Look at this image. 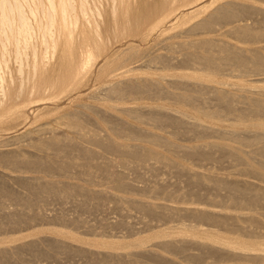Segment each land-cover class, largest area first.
<instances>
[{"label": "bare ground", "instance_id": "obj_1", "mask_svg": "<svg viewBox=\"0 0 264 264\" xmlns=\"http://www.w3.org/2000/svg\"><path fill=\"white\" fill-rule=\"evenodd\" d=\"M198 1L200 0H0V134L26 122L28 110L33 104L39 110L45 101L56 98L62 100L64 97L82 93L88 87L90 78L93 77L97 62L103 59L105 62L95 74L98 79L109 78L107 79L109 81L105 85L103 84V88L100 86L101 91L97 92L99 96H96V99L103 107L101 111H106L109 121L114 125L115 138L104 137L95 127L90 126V122L82 115L81 111H99V109L89 104L82 105V109L75 110L76 113L70 112L61 119L57 118V124L63 125L64 128L66 126L71 132L74 131L78 134L77 136L84 139V142L85 140L91 141L118 155L135 156L140 160L155 159L159 164L174 169L182 177L185 176L189 185L187 187L191 186L192 192L177 194L176 190L168 189V184L152 188V191L156 193H164L167 196V201L179 199L180 202L176 201L179 203L178 205L135 198L130 189L138 187L127 182L122 172L112 169L110 166L112 161L95 162L99 155L97 151L78 144L77 141L73 143V138L67 137L63 132L58 133L48 124L38 126L36 131L37 133L42 132V136L43 133H50V136H40L37 139L33 137L34 140L25 145L46 154L33 152L20 144V147L17 145V148L5 149L9 144L4 143L0 144L1 147H5L0 149L1 165L5 163L16 169L22 166V168L31 170V168L38 167L49 169L51 162L53 166L56 164L54 162H58L59 166L57 165L56 169L58 168L59 171L64 169L67 171L69 167L86 170V174L89 175L86 179L87 183H92L90 177L93 173H98V176L105 174L111 178L109 180L112 181L115 191L117 189V191L130 193L129 199L133 206L148 215L153 220H151L152 222L154 220L159 222L160 219L185 220L184 218L196 221L194 224H187V221L185 223L183 221V223L155 231L147 238L134 241L88 239L67 229L47 228L55 236L52 239L51 237L42 239L47 242L46 251L39 250V242L36 240L11 247L7 244L15 242L17 239L14 236H0V258L8 259L10 256L19 255L23 249L29 248L44 255L51 251L55 253L61 251L86 253L99 264L109 262L112 264H151L146 261V263L142 262L144 260L141 261V257L138 259L136 256L140 253L153 259H163L165 260L164 264H182L183 262L177 260H168L169 257L161 254L155 248L175 253H186L189 245H192L199 250L198 253L190 255V258L191 261L198 263L205 257L219 256L223 261L214 260V262H206V264H264V226L262 224L263 229L259 227L263 222L260 213L264 211V184H262L264 183V159H262L264 158V89L248 90L239 85V91L242 93L238 94L223 87V83L216 79L218 73L223 74L225 70L226 72L231 70L232 72L236 71L242 77L241 79L247 76L264 81V10L253 9L250 5L245 6L232 2L230 4V1L228 6L221 7L219 5L220 7L208 14V17L190 26L188 31L195 37L190 42L180 43L179 49L181 48L182 56L178 59L175 58L176 56L173 58L166 54L152 56L153 51L150 52L148 47L140 48L134 43L136 40L134 38L147 42L155 32L162 31L164 33L167 22H172V26L175 27L179 22L176 19L178 7L188 6ZM200 12H203L202 8H197L185 16L192 17L193 14ZM240 12L250 15L259 12L260 19L257 15L259 19L256 21L257 24L250 23L245 18L238 17ZM219 26L225 27L221 35L226 34L238 42L226 39L225 35L222 37L215 34L217 30L221 29ZM175 35L177 36V34ZM40 44L44 47L42 51L38 50ZM123 46L126 48L123 49ZM10 57H14L15 64L17 63L15 69L9 66L8 58ZM173 59L179 60L180 65L199 67L205 72L183 71L180 73L175 71L177 73H173L174 79L167 80L168 74L158 72V69L151 66L155 62L161 63L165 65L164 68H167L171 66V62L173 63ZM170 87L179 89V91L168 89ZM158 93L170 95L176 100L177 107L172 109L175 112H170L172 110L165 103L149 107L147 113L143 112L144 110L141 111L140 107L120 106V103L123 104L122 101L130 96L136 99L142 94L158 95ZM100 94L106 96L103 95V97ZM204 95H210L214 101L219 100L220 103L217 104L222 103L224 110H214L211 106L209 108L208 104H202L203 106L195 104L196 106H193L192 109L190 106L186 107L192 102L197 103L195 100L199 97L202 101ZM210 96L209 98H211ZM197 104L201 105V103ZM217 104L215 105L219 106ZM216 106L215 109H217ZM51 111L48 110L49 113ZM113 111L124 112L141 123L148 121L155 125H161L169 122L185 132L204 130L230 133L245 142L251 139L245 133L254 134L255 141L252 140V144L255 148L252 147L251 153L255 152L254 155L260 156V158L254 160L248 151V153L244 152L241 148L223 140L205 141L199 147H183L184 153L200 157L206 156V159L207 156L210 157L213 149H217L231 155L234 159L242 160L244 165L239 168L238 172L240 175L245 174L246 176H237V173L234 175L231 172L224 175H216L212 172L200 173L153 147L147 145L137 147L125 143L126 140L125 142L121 141L119 138L123 134H126V138L129 140L136 141L142 140V137L149 134L145 133L143 129L125 124L112 113ZM226 116L235 120L229 123L227 128L242 129L246 136L216 128L215 126L223 122ZM232 119L230 120L233 121ZM31 133L28 130V132L14 136L13 140H19L22 137L29 138ZM149 137L150 140L148 139L147 142L150 144L163 142L160 140V136L151 134ZM165 143L168 145L169 142L164 141ZM169 146L167 147L169 148ZM73 150L76 152V156L73 155ZM247 178H254L259 182L250 181ZM39 179L41 180V178ZM18 180L27 186L35 185L34 189L37 190L38 196L40 193L41 195L42 193L46 195L63 193L65 196L81 193L84 197L90 194H92L91 197L94 195L98 197L105 193L103 190L97 191L68 182L62 184L60 181L61 184L57 182L58 185L49 181L35 184L34 181L32 184L30 183L32 178L30 181L27 180V177L18 178ZM0 185L3 186L2 181ZM204 187L211 188L218 194H215L216 192L214 196L211 193L202 194ZM2 190V194L9 198H25L22 193L23 198L19 195L20 193H16L11 188ZM189 195H194L197 199L191 202ZM240 209L248 210L246 212ZM16 213H6L5 215L14 224L24 222V216ZM2 223L0 221V227L3 226ZM150 241H155L151 248L147 247ZM7 263L8 261L5 260L4 264Z\"/></svg>", "mask_w": 264, "mask_h": 264}, {"label": "rangeland", "instance_id": "obj_2", "mask_svg": "<svg viewBox=\"0 0 264 264\" xmlns=\"http://www.w3.org/2000/svg\"><path fill=\"white\" fill-rule=\"evenodd\" d=\"M138 1H140V0H138ZM146 1H148V0H146ZM229 1H230V4L232 2L233 4H243L245 6L250 5V7H252L253 9L257 10L259 8L260 9L259 11H261V9L264 10V1H262V0H200L198 2L190 4L188 6L178 7V9L176 10L178 12L176 19H178L177 21H179V22L175 27L172 26V22H169V23L167 22L166 27L164 28L166 31L164 33H162V31L155 32L153 35L150 36V38L147 42H142L141 40H139V38H134V39H136L134 43L136 45H139L140 48L148 47L150 49V52L153 51L152 56H155L156 54L157 55H160V54L165 55L166 54V56L170 55V57L172 56L173 58L176 56L175 57L176 59L181 58L182 51H181V48L179 49V47H181V44L186 43L187 41L190 42L195 37V36L193 37V35H191L190 32L188 31L190 26H192L195 22L200 21V20L208 17V14H210L213 10H216L220 6L221 7L222 6H228ZM226 3H227V5H226ZM191 7H193V8H191ZM197 8H202L203 12H200V13L195 14V15L193 14L192 17H186L185 16L186 14H189L190 12H192L194 9H197ZM204 8H205V10H204ZM257 13L258 14L250 15V14H247L245 12H240L238 17L241 19L245 18L246 21H249L250 23H254V24L256 23L257 24L256 21H258L260 19V14H259V12H257ZM257 15H258L259 19H258ZM176 19H175V21H176ZM219 27L221 28V26H219ZM222 28L220 30H217V32H215V34L221 35L223 30H225V27H222ZM174 33L177 34V36ZM181 33H182V35H181ZM188 33H189V35H188ZM162 34H163V36H162ZM223 35H225V38L229 39L230 41L238 42L236 39H234V38L232 39L228 35L226 36V34H223ZM223 35H221V36L224 37ZM199 36H202V35H199ZM227 37H229V38H227ZM165 38H167V39H165ZM174 43H177V44H174ZM178 44H180V45H178ZM172 45H173V47H172ZM174 46H175V48H174ZM39 47H40V49H39ZM39 47H38L39 51H42L44 49V47L41 44L39 45ZM122 48L125 49L126 46H123ZM177 49H179V50H177ZM171 50H172V52H171ZM174 51H176V52H174ZM8 59H9V66L12 69H15L17 67V63L15 64L14 57H10ZM178 61L173 59V63L171 62L170 63L171 66H169L167 68L166 67L164 68L165 65H163L161 63H155V62H154L155 64L153 63L151 66L154 69H158V72H161V73L164 72V73L168 74L166 76L167 80L171 79V78L174 79L173 73H177V72H180V73H182L183 71L184 72H196V73L205 72V71H203L204 69H201L199 67L194 66V68H193V66L191 67V65H180L178 63ZM104 62H105V60H103V59H100L97 62L96 67L94 69L93 77L90 78V83H89L88 87L86 89H84L82 93L73 94L71 96L64 97L62 100L56 98L53 100L45 101V103L41 102L44 104H41L42 106H40L39 110H37L35 108L37 106L33 104V106L31 108H29V110H28V114H27L28 118H27L26 122H23V123H21L22 125L20 124L19 126L13 128V129L7 130L5 132H2L0 134V142L2 141L0 144H2V145L4 143L9 144L6 148L3 146L1 147V145H0V149L1 148L11 149V148H17V145H18V147L24 145L23 147H26L33 152H38L35 149H33L29 146L27 147L25 145H28L29 143H31L30 141L34 140V138L37 139V137L40 138V136L41 137H43V136L47 137V135L50 136V133H43L44 135L42 136V134H41L42 132L41 133L38 132V133H40L38 135V133L36 131L37 130L36 128H38V126H41L42 124H48V126H51L53 128V130H57L58 133L63 132V134L65 133L67 137H69L71 139L73 138V141H72L73 143H76L75 141H77V142H79L78 144H81V145L88 147V148H92L93 150L97 151L99 153V155L95 159V162L100 161V160L102 162L103 161L104 162L112 161L113 163H110L111 168L118 171V172H122V174L124 175L125 180L127 182H129L133 186L138 187V188L134 187L135 189H133V188L130 189L132 191V194H134L135 198L137 197V198L147 199L150 201H159L161 203H167L169 205H173V204L178 205L179 204L178 202H180L179 199L174 200V201H171V200L167 201L166 200L167 196L164 193H156V192L152 191V188L154 186H159L162 184L163 185L168 184L167 185V187L169 186L168 189H172L174 191L176 190L177 194L179 192L180 193H184V192L190 193V192H192L191 191L192 188H191V186H190V188L187 187L189 185L186 181L185 176L182 177V175L177 174L174 169H172L170 167H166L165 165H163L161 163L159 164V162L156 161L155 159L150 158L147 160H140V158H138V157L135 158V156L118 155L116 153L105 150L104 148L94 144L91 141L87 142V140H85V142H84V139L77 136L78 134L74 133V131L71 132L70 129L67 128L66 126L64 128L63 125L60 126L57 124V118L61 119V117H63L65 114H68L70 112L76 113L75 110L82 109V107H83L82 105H84V104L88 105L89 104V105H93V106L97 107V109H99V111H90V110L81 111V112H83L82 115L85 118H87V120L90 122V126L95 127L99 132H101L102 135H104V137H107V138L110 137V139L115 138L116 135L114 134L115 132L113 130L114 125H113V123H111L109 121L110 119H109L108 114H106V111L105 112L101 111L103 109V107L99 104L98 100L96 99V96H99L98 93H100L101 88H103V86L107 83V81H109V80H107L109 78H104V79L100 80L97 78V74H95L98 72V69L101 67V65ZM6 70H8V69H6ZM175 71H177V72H175ZM229 71L226 72V70H225V72L223 71L224 72L223 74L218 73L216 76V79L223 83L222 84L223 87H226V88H228V89H230V90H232L238 94H240V92H241V91H239V85H241L243 88L248 89V90L249 89L250 90L264 89V81L258 80V78H255V77L253 78V77H247V76H245L244 79H241L242 77H240L238 75V73H236V71H234V72H232L231 70H229ZM235 74L238 76H236ZM171 75H172V77H171ZM245 80H247V81H245ZM243 82L245 84H242ZM226 84H228L229 86ZM100 86H101V88H100ZM232 87L236 88V89L238 88V89L234 90ZM99 88H100V90H99ZM168 89L171 90L172 88L170 87ZM172 90L173 91H176V90L179 91V89H174V88ZM92 95H93V97H92ZM100 95L106 96L105 94H100ZM169 96L170 95H167L164 93H162V94L158 93V95L157 94L156 95L142 94V95H139L138 97H136V99L134 97L132 98L130 96V97H128V99L126 98L125 100H123L122 101L123 104L120 103V106L122 105L121 107H136V108L140 107L139 109L141 111L144 110L143 112H146V113H147L149 107L151 108L152 106H158L161 103H165L170 110L176 109V107H177L176 106L177 105L176 100L172 96H170V97ZM209 96L210 95L202 96V101L200 100L201 97H199V99L195 100V101H197V103H201V105L197 104L196 102L195 103L192 102L191 104L186 105V107L189 108V106H190V109H192V107L196 106V105L203 106V105L208 104L207 106H209V108L211 106L212 109L214 108V110H222V109L224 110V105L222 103L217 104V103H220L219 100L216 99L217 100V102H216V100L214 101L213 97L210 96L211 98H209ZM203 97H205L206 100H205V98L203 99ZM207 98H208V100L211 99L213 102L211 100L208 101ZM205 102H206V104H205ZM215 104H217L219 106H216ZM79 105H81V106H79ZM215 106L217 109H215ZM236 106H238V104H236ZM218 107H219V109H218ZM239 108H240V106L238 107V109ZM42 110H46V111H42ZM48 110H52L50 112L51 114L48 112ZM170 112H175V111L172 110ZM78 113H80V112L78 111ZM95 113H97V114H95ZM112 113H114V115L117 116L125 124H128L130 126H134V127L139 128L141 130L143 129V131L145 133L149 134V135L142 137L143 138L142 140H144V141H142V140H138V141L129 140L128 138H126V134H123L122 136H120V138L118 137L121 141L123 140L125 142V140H126L125 143H128L130 145H136L137 147L139 145H141V147L146 146V145L148 147H153L162 153L169 154L177 162L186 164L189 167H191L193 170L198 171L200 173L201 172L202 173H207V172L211 173L212 172L216 175H224V174L231 172V173H234V175L237 173L236 175L239 176L240 174H239L238 170L240 167H242L244 165V163L242 160L234 159V157H232L231 155H228V154L221 152L217 149H213L211 155H209L210 157L207 156V159H206V156L200 157L199 155L196 156V155H191V154L189 155V153H184V151L182 149L183 147H185V146H198L199 147V146H202L205 141L223 140V141H226L228 143L230 142L232 145L234 144V146L241 148L242 150H244V152L248 151L249 154L251 153L252 147H253V149L255 148L254 145L252 144V142L255 141V139H254L255 135L254 134L253 135L247 134L242 129L231 130V128H227L229 123L235 121L232 118H230V116L229 117L226 116V118L224 117L225 120L223 122H220L219 124H217V126H215V127L218 129H221V130H228V131H232L234 133H239L243 136L249 135L251 137L250 141H248V142L242 141L241 139H239V137L234 136L230 133L228 134V133L204 131V130H201V131L197 130V132H196V130H193V131H195L194 133H193V131L185 132V131H182L181 129H178L179 127H177L176 125L171 124V123L169 124V122L161 124V125H155V124H152L151 122H148V121L141 123L137 119H134L133 117L127 115L124 112L113 111ZM99 114H101L100 115V116H102L101 118H100ZM104 117L107 118L106 119L107 121L104 120L105 119ZM229 118L232 119L233 121H231ZM59 119H58V121H59ZM55 120H56V122H55ZM174 126H175V128H174ZM28 130L32 132L30 134L31 136L28 135L29 138L28 137H22V139H19V140L14 139L13 140L14 136L20 135L21 133L23 134L25 132H28ZM179 130H181V131H179ZM151 134L158 136V137L160 136V140L163 142H157V144H150L149 142H147V140L150 138L149 136ZM145 137H146V139H144ZM252 137H253V139H252ZM80 139H82V140L80 141ZM240 140H241V142H240ZM164 141L170 143V144L168 143V145H170L169 146L170 149L167 147L168 145H166V143L164 144ZM13 142H14V144H13ZM19 144H20V146H19ZM172 145H173V148H172ZM174 148H176V149H174ZM75 151L77 152V150H75ZM75 151L73 153V155L75 154L74 156H76ZM38 153H40V152H38ZM40 154H46V153L41 152ZM254 154H256V153L254 152L252 154V156L254 157L253 158L254 160L257 158L258 159L260 158V156L257 157ZM73 155L71 153V156H73ZM50 157H53V156H50ZM262 159H264V158H262ZM54 163H56V164H54V166H53L52 162H51V164L49 166L51 168H49V169H47L45 167H42V168L38 167L36 169L31 168V170L30 169L28 170L24 167L22 168V166L20 168L16 169L11 165H8L5 163H2V165H1V163H0V179H1L2 184H3V186L0 185V189L2 190L5 188H9V189L11 188V190L16 191V193H20L19 195H21V193H22V195L25 197V198H23V196L21 195L23 199H14V197L12 199V198H9L8 196H4V194H2L3 190L2 191L0 190V194L2 195V196L0 195V219H1L0 221L3 222L2 223L3 226L0 227V236H6V235L7 236H14L17 239V241H15V242L8 243L7 244L8 246L14 247L16 245H20L21 243H28L29 241L31 242V241L36 240L37 242H39L38 243L39 244L38 245L39 250L40 251L41 250L46 251V249L48 248L47 242L45 240H42V239H45L48 237H51V239H52L53 236H55L52 233H50L49 230H47V228H53V227L54 228L59 227V228L70 230V231L76 233L77 235H79L83 238H88V239L134 241L137 239L147 238L148 236L152 235V233L155 231H158L160 229H163V228H166L169 226H173V225L183 223V221H184V223L187 221V224H191V223L194 224L196 222V221L190 220L189 218H184L185 220L182 219V220H178V221L174 220V219H171V220L170 219H160L159 222H158V220H154V222H152L153 220L148 215H146L144 212L138 210L137 208H135L133 206V204L131 203V200L129 199L130 193L128 194L126 191L124 193V191H119V190H118L119 191L118 192L117 189L115 191V189L113 188L112 181L109 180L111 178L108 177L107 175L99 174V176H98V173H93V175L90 177L92 183H87L86 179L89 177V175L86 174L87 172H85L86 170H84L83 168L81 169L82 171L80 169L78 170L79 167L78 168L73 167V169H71L72 167H69V169L67 168V171H66V169H64L65 171L64 170L59 171L58 168L56 169V167L59 166V163L58 162H54ZM3 165H4V167H3ZM16 176H18V177H16ZM240 176H246V175L241 174ZM22 177H24V178L27 177V180H29V181H30V178H32V180H31L32 182L30 181V183H32V184H34V181H35V184H37L39 182L43 183V182H48V181L49 182H55L56 184H58V183L61 184L60 183V181H61L62 184H63V182L64 183L68 182L69 184L82 185V186H85L89 189H94L97 191L103 190V191H105V193L100 194L98 197L96 195L91 197L90 195H92V194H90L88 196L85 195L86 197H84V195L81 193L72 194L70 196H69V194H68V196L67 195L65 196V194L63 195V193L62 194L60 193V195H57L56 193H51L49 195L42 193V195H41V193H40L38 196V193H36L37 190L34 189V188H36L35 185L27 186V185H24V182H22L21 180H18V178H22ZM37 177H38V179H37ZM39 178H41V180ZM247 179L250 181L259 182L258 180L254 179V178H247ZM16 180H18V181H16ZM262 184H264V183H262ZM130 190H128V191L130 192ZM200 192H201V189H200ZM215 192H216L215 190L213 191V189H211V188L209 189L208 187L202 188V194H210L211 193L212 196H214L215 194H218V192H216V193ZM126 197L129 200L128 199L126 200ZM188 197L190 198L191 202L194 201L195 199H197L194 195H189ZM176 201H178V202H176ZM240 210H245L247 212L248 209H240ZM245 211H242V212H245ZM15 212H17L16 214L24 216L25 221L14 224L13 222H11L10 219H7V217L5 215L6 213H15ZM233 212H236V211L233 210ZM34 214L37 216H35ZM260 214H261L260 215L261 221L263 220V222H261V225L259 227H261L260 229H263L262 224L264 226V211H262ZM69 218H71V219H69ZM150 242L147 244V247L151 248L152 244L153 243L155 244V241H153L151 243ZM73 243L76 245H80L77 242H73ZM189 247L187 248L186 253L185 252L175 253L172 251L162 250L161 248H155V249L158 250L159 252H161V254L162 253L165 254L166 257H169L168 260H177L179 262H183L182 264H193V262H194V264H199V263L206 264V262L207 263L208 262H214V260L215 261H217V260L223 261V259L219 256H214L215 258L213 256L205 257V259H203V261H201L199 263L195 262V261H191L190 255L198 253L199 249H197L196 247H194L192 245H189ZM53 252L54 251H51L49 253L46 252L47 254L44 255V254H38L37 252L30 250L29 248H25L21 251V253L22 254L24 253V255H22L20 253L19 255L16 254V256L14 255L13 257L12 256L8 257V259L0 258V264H4L5 260L8 261L7 264H94V263L99 264L97 262H94V260L90 257V255H88L86 253L81 254L78 252H67V251H61L58 253L57 252L53 253ZM17 256H18V258H17ZM136 257L138 259H139V257H141L140 260L141 261L144 260L142 262L146 261L147 263L149 262L151 264H153V263L159 264L160 262H161L160 264H164V261H165V260L159 259V258L153 259L152 257H149L146 254H141V253L138 254ZM2 259H3V262H1ZM209 259H211V260H209ZM109 263L112 264L111 262H109ZM109 263H107V264H109Z\"/></svg>", "mask_w": 264, "mask_h": 264}]
</instances>
